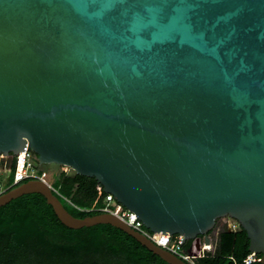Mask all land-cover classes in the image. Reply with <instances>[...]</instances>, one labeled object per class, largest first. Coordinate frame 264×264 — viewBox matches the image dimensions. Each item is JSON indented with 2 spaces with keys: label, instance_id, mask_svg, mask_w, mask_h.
<instances>
[{
  "label": "water",
  "instance_id": "1",
  "mask_svg": "<svg viewBox=\"0 0 264 264\" xmlns=\"http://www.w3.org/2000/svg\"><path fill=\"white\" fill-rule=\"evenodd\" d=\"M26 149L181 245L232 218L264 264V0H0V155ZM30 193L188 264L114 213L72 216L43 180L0 206Z\"/></svg>",
  "mask_w": 264,
  "mask_h": 264
},
{
  "label": "trees",
  "instance_id": "2",
  "mask_svg": "<svg viewBox=\"0 0 264 264\" xmlns=\"http://www.w3.org/2000/svg\"><path fill=\"white\" fill-rule=\"evenodd\" d=\"M14 165L15 159L11 158L7 162L11 177L3 185L11 182ZM50 185L72 216L83 218L101 213L105 193L103 190L98 193L94 178L59 171L54 173ZM216 225L217 222L211 231ZM189 244L186 241L184 248ZM248 246L247 235L240 226L231 231L224 225L218 231L213 251L195 259L194 264H242L250 253ZM0 264L168 263L109 224L66 227L42 195L30 193L0 206Z\"/></svg>",
  "mask_w": 264,
  "mask_h": 264
},
{
  "label": "built area",
  "instance_id": "3",
  "mask_svg": "<svg viewBox=\"0 0 264 264\" xmlns=\"http://www.w3.org/2000/svg\"><path fill=\"white\" fill-rule=\"evenodd\" d=\"M21 153L22 157H20L19 154L14 157L15 165L12 173L11 182L6 185H3V183L0 181V195L23 182L35 179L45 181L48 186L52 189V191L55 192L46 179L48 173L45 171V169L41 168L40 166H38V164L34 163V161H36V158L33 157L31 152L26 149V151H22ZM0 158L3 159L5 158V156L0 155ZM4 170L9 169L6 168ZM96 188L98 193H100L102 187L97 185ZM100 210L101 212H111L118 215L119 217L124 219L131 228L140 232L141 234L149 238L154 244L176 255L188 264H194L195 259L201 258L207 253L213 251L217 234L219 231V229L216 230L215 228L213 231L207 234L208 244H205L204 236H199L198 239L188 240L190 241V244L187 248H184V244L186 241H184V243L181 245L183 241V237L181 235H166L156 232H148L142 226V223L137 219L135 214L123 208L122 205L116 202V200L111 194L105 193L103 197V207L100 208ZM238 227L239 224L236 221H234V224L231 227L226 226V228L231 231L237 230ZM259 260V253L250 252L242 260V264H250L254 261Z\"/></svg>",
  "mask_w": 264,
  "mask_h": 264
},
{
  "label": "rangeland",
  "instance_id": "4",
  "mask_svg": "<svg viewBox=\"0 0 264 264\" xmlns=\"http://www.w3.org/2000/svg\"><path fill=\"white\" fill-rule=\"evenodd\" d=\"M11 159L10 156H7L3 159L0 158V181L2 183H5V181H7V179H10L11 177V172L9 170H4L7 167V162ZM2 161V163H1ZM45 171L49 174L47 177V181L49 183H52L53 179H54V173H57L59 171H65L67 173H72L73 171L65 166H58V165H46L45 167ZM234 221L232 218L229 217H223L217 220V225H216V230L220 229L222 226H229L231 227L234 224Z\"/></svg>",
  "mask_w": 264,
  "mask_h": 264
},
{
  "label": "bare ground",
  "instance_id": "5",
  "mask_svg": "<svg viewBox=\"0 0 264 264\" xmlns=\"http://www.w3.org/2000/svg\"><path fill=\"white\" fill-rule=\"evenodd\" d=\"M19 155H20V157H22V153L21 152H19ZM157 233V232H156Z\"/></svg>",
  "mask_w": 264,
  "mask_h": 264
}]
</instances>
